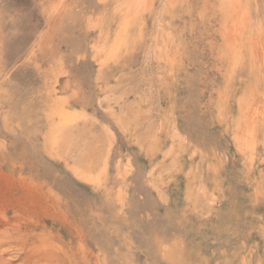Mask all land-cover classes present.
I'll list each match as a JSON object with an SVG mask.
<instances>
[{"label":"rangeland","instance_id":"1","mask_svg":"<svg viewBox=\"0 0 264 264\" xmlns=\"http://www.w3.org/2000/svg\"><path fill=\"white\" fill-rule=\"evenodd\" d=\"M0 264H264V0H0Z\"/></svg>","mask_w":264,"mask_h":264}]
</instances>
